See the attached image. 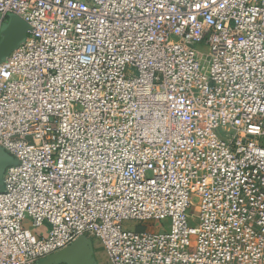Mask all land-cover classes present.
I'll return each mask as SVG.
<instances>
[{"label": "built area", "instance_id": "2783aa9c", "mask_svg": "<svg viewBox=\"0 0 264 264\" xmlns=\"http://www.w3.org/2000/svg\"><path fill=\"white\" fill-rule=\"evenodd\" d=\"M10 14L0 264L80 236L107 264H264V0H0V32Z\"/></svg>", "mask_w": 264, "mask_h": 264}, {"label": "water", "instance_id": "95a60500", "mask_svg": "<svg viewBox=\"0 0 264 264\" xmlns=\"http://www.w3.org/2000/svg\"><path fill=\"white\" fill-rule=\"evenodd\" d=\"M19 20L24 26L22 35L14 45H12V43L9 45L10 50L6 52L0 62L4 61L8 55L27 38L30 27L23 19L20 18ZM1 48L5 49L6 46L2 45ZM16 163V158L0 146V181L3 182L4 173L7 167ZM37 264H98L94 241L86 236H80L64 249L38 260Z\"/></svg>", "mask_w": 264, "mask_h": 264}, {"label": "rangeland", "instance_id": "374dc122", "mask_svg": "<svg viewBox=\"0 0 264 264\" xmlns=\"http://www.w3.org/2000/svg\"><path fill=\"white\" fill-rule=\"evenodd\" d=\"M18 17L10 14L2 25L0 32V61L3 59V56H5L6 52L10 50L9 45L11 43L14 45L22 35L24 26ZM2 45L6 46V48H1ZM3 189L4 184L0 181V190ZM194 201L197 202V199H194ZM190 214L195 216L194 212H190ZM127 226H132V224L128 223ZM94 245L98 264H107V257L101 244L97 240H94Z\"/></svg>", "mask_w": 264, "mask_h": 264}]
</instances>
